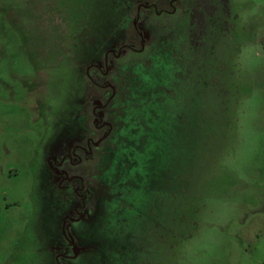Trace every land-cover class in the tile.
I'll use <instances>...</instances> for the list:
<instances>
[{
    "label": "rangeland",
    "instance_id": "1",
    "mask_svg": "<svg viewBox=\"0 0 264 264\" xmlns=\"http://www.w3.org/2000/svg\"><path fill=\"white\" fill-rule=\"evenodd\" d=\"M261 124L264 0H0V264H264Z\"/></svg>",
    "mask_w": 264,
    "mask_h": 264
},
{
    "label": "crops",
    "instance_id": "2",
    "mask_svg": "<svg viewBox=\"0 0 264 264\" xmlns=\"http://www.w3.org/2000/svg\"><path fill=\"white\" fill-rule=\"evenodd\" d=\"M253 111L254 110H251L250 114L253 113ZM257 128L259 129L253 128L252 126H248L246 129H244V131L247 132L249 135H252L251 137H249V141L256 142V145L264 144V124L257 126ZM238 132L240 133V131H235L237 136L239 134ZM240 137L242 138V136Z\"/></svg>",
    "mask_w": 264,
    "mask_h": 264
},
{
    "label": "flooded vegetation",
    "instance_id": "3",
    "mask_svg": "<svg viewBox=\"0 0 264 264\" xmlns=\"http://www.w3.org/2000/svg\"><path fill=\"white\" fill-rule=\"evenodd\" d=\"M80 195L82 196L83 194L80 192ZM83 203H84V198H81V206H82ZM78 218H80V216ZM63 232H64V235H65V238L71 239V241L73 240V238L70 235L66 234V232H65V224H64V227H63Z\"/></svg>",
    "mask_w": 264,
    "mask_h": 264
}]
</instances>
